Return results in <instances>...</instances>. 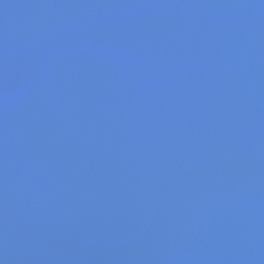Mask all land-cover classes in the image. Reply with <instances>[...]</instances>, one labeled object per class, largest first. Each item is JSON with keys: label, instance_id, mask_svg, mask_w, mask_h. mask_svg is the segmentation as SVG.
<instances>
[{"label": "water", "instance_id": "obj_1", "mask_svg": "<svg viewBox=\"0 0 264 264\" xmlns=\"http://www.w3.org/2000/svg\"><path fill=\"white\" fill-rule=\"evenodd\" d=\"M0 264H264V0H0Z\"/></svg>", "mask_w": 264, "mask_h": 264}]
</instances>
